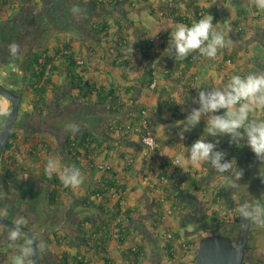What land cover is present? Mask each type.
I'll return each mask as SVG.
<instances>
[{"label": "crops", "instance_id": "0c3cea01", "mask_svg": "<svg viewBox=\"0 0 264 264\" xmlns=\"http://www.w3.org/2000/svg\"><path fill=\"white\" fill-rule=\"evenodd\" d=\"M170 1L172 0H19L22 11L24 8L26 10V18L41 10L42 3L46 6L43 18L27 20L28 25L52 27L50 38L45 46H42L43 49L51 52L56 43L71 40L72 50L75 51L78 63L82 66L84 79L94 81L96 86L103 88L105 92L115 89L119 103L123 106V111L117 113L114 111L115 107L113 110L111 108L110 97L100 101L95 94L85 99L79 98L77 91L71 89L70 82L65 79L64 74L55 73L52 81L53 89L57 87V91L46 96L47 103H52L53 106L50 108L47 104L42 112V115H51L53 130L36 132L32 129L27 132L28 134L18 132L16 135L15 146L18 149L15 155L19 162L15 166L17 168L20 166L23 171L41 175L49 157L59 158L62 163L69 165L68 157L63 150V142L67 136L80 137L83 132H90L104 142L100 147L101 151L95 157V163L101 168L111 167L118 173L122 182L126 183L121 206L133 210L131 221H126L130 233L122 243L112 238L104 256L96 253L94 249H89L85 244L91 229L82 218L89 215L91 226L99 225L106 219L104 212L83 206L86 185L70 189V192L57 191L56 198L59 204L55 206V213L61 222L57 235H67L66 243L71 240L74 244L73 247L67 244H53L57 255L68 251L69 258L72 259V255L79 252L89 264H132L124 253L131 245H137L142 247L143 256L136 264H192L202 237L211 232L225 235L227 232L234 234L240 232L245 222L235 211L239 204L253 203L257 199L264 200V183H261L258 176L264 175V166H260L259 161L247 147L237 149L235 146L229 147L226 138L221 141L219 148L227 151L228 159L235 158L238 168L244 172L238 181L240 183L238 189L226 188L223 178L210 166L195 168L183 164L188 146L200 135H204L201 133L204 127L203 119L191 132L185 133L183 140L177 136L179 127L176 126L182 123L181 120L192 107L196 106L192 103V98L198 96L199 89L226 82L233 74L244 75L257 69L264 71V10L257 9L251 0H195L203 6L213 8V13L217 15L214 27L218 31L225 30L226 26L231 27L228 36L232 43L221 50L214 64L210 66L200 61L188 70L184 69L183 64L175 70L171 69L174 82L164 76L167 68L162 64V57L156 65L157 82L150 88L149 83L152 80L149 83L142 82L146 68V59L141 52L142 39L148 40L150 55L171 54L167 44L178 22H174L158 8L160 4ZM178 1L184 12L191 0ZM73 6L84 10L83 18L76 19L72 16L70 9ZM238 9L242 10L240 17H237ZM6 12L3 17L1 14V21L7 20L6 24L15 29V25L16 27L19 25L13 21L12 12L10 10ZM121 19L132 21L136 27H144L145 30V35L140 38L128 30L127 32L131 33L129 46L124 49L118 48L119 54L129 55L130 65L126 68L120 64V60H116L117 51L114 47L116 39L111 36L116 21ZM236 19L238 24L234 25L233 21ZM102 21H107L114 28L110 29L108 36L101 35L98 38L87 27L93 22ZM8 30L11 31L10 27ZM155 36L163 37V41L157 46L151 44V39ZM32 43L35 42L32 40ZM225 55L229 58L223 59ZM3 58H0V67H7V70L13 73L15 66L10 63L16 65L21 58L16 57L12 60ZM228 59H232L230 64L226 62ZM191 77H195L192 83L194 88L191 92H184V95H188L185 97V103L181 106L172 102L176 99L177 87L185 84ZM2 98L0 96V109L7 111L9 103H5ZM162 101L170 104L164 106ZM24 103H27L23 109L24 116L28 118L32 115L30 95L25 98ZM137 104L144 105L142 118L147 119L156 140V147L153 150L142 145L137 134H124L120 130L121 127L130 124L133 109ZM29 123L33 126L31 122ZM69 123L79 125V131L75 135L65 130ZM108 127H111L110 133H107ZM106 133L114 138L113 151L106 149L109 142ZM57 137L59 148L56 143ZM42 141L48 143L46 150H42V145V148H38ZM34 144H37L36 148L31 147ZM28 150H31L35 160L28 156ZM175 157L180 159L177 165L173 163ZM127 165L131 168L126 173L124 168ZM163 173L171 177L173 183L171 189H169L171 184ZM100 174L101 171H97L95 179L99 178ZM43 183H46L44 179ZM56 189L61 188L51 185L50 192L43 190V195L48 196ZM168 189L171 190V198L174 197L180 205L178 212L172 210L173 200L168 198ZM218 190L222 191L220 200L215 195ZM110 197L114 203L119 195L110 192ZM212 217L216 218L217 223L207 228ZM235 217L239 219L237 225L232 224ZM225 225L229 229L225 230ZM175 233L181 235V241L184 244L188 243L190 247L181 249L179 242H172L173 247L169 250L171 252L169 255L165 249L166 241ZM261 239L258 252L264 256V235ZM69 264H72L71 261Z\"/></svg>", "mask_w": 264, "mask_h": 264}, {"label": "trees", "instance_id": "16d2710c", "mask_svg": "<svg viewBox=\"0 0 264 264\" xmlns=\"http://www.w3.org/2000/svg\"><path fill=\"white\" fill-rule=\"evenodd\" d=\"M18 7L19 0H0V16L1 13H7L6 11L9 10L12 12L11 14H14L17 12ZM158 8L163 13H165V15L171 17L174 22L183 23L189 26L193 22L208 14L213 17V24L217 22V15L213 13V8L211 6H203L195 0H191L186 5L184 12L179 5L178 0L165 2L164 4H160ZM241 15L242 10L238 9L237 17H240ZM233 24H238V20H234ZM114 27L107 21H102L89 24L87 29L99 38L101 35L108 36L110 29L114 28V30L111 32V36L115 37L116 39L114 40V47L117 51L116 60H120V64L124 68H126L130 65L129 55L119 54L118 48L124 49L129 46V36L131 35V33L132 35L140 38L145 35V30L144 27H136L132 21H124V19H121V21H116ZM128 30H131V33H128ZM142 43L143 48L141 52L143 58L146 59V68L144 70V75L142 76V82L144 83H149L153 78H155L157 61L162 60V57V64L167 68L164 76L172 80L173 82L174 78L171 76L172 72L170 70H175L181 64H183L184 69L188 70L190 67L195 66L197 63H200V61L205 62L209 66L214 64L215 62L201 57L198 53L191 54L183 61L174 60L171 57V54L164 55V53H157L150 55V44L148 40L142 39ZM51 50V52H49L48 49L34 51L28 58L26 64L25 77L28 83V95H30L31 98V108L35 113L42 114L47 104V94L50 92L54 94L57 91V87L53 89L54 83L52 81V76L55 73L64 74L65 79L70 82L71 89L77 91V97L85 99L87 96L95 94L97 95L98 101L110 97L109 103H111L112 110L113 107H115V112L120 113L123 111V106L119 103V98L117 96V93L115 92V89L112 88L109 91L105 92L103 88L97 87L94 81L90 79H84V75L81 72L82 66L78 63L75 51L72 50L71 40L56 43ZM157 57L159 59H157ZM227 58L229 57H226V55L223 56V59ZM230 61L232 62V59H230ZM202 77H204V75H202ZM194 81L195 77H191L187 80V82H185V84H182L184 92L192 91V89L194 88L192 83H194ZM162 102H164V106H167V101ZM143 108V104H137L134 107L130 124L138 125L141 122L145 121L146 127H150L147 123V119L142 118V111H144ZM120 125L121 121L119 126ZM110 132L111 127H108L107 133ZM107 133L105 134V136L106 139L109 140V142L106 145V149L108 151H113L115 141L114 138L110 137V135ZM15 139L16 133L12 131L3 149V154L8 153L5 159L11 161L13 165H16V163L19 162L16 159L15 155V152H17L18 149L16 146H14ZM44 144L48 145L47 141H42L39 144L38 148H42L41 145L43 146ZM103 144V141L99 140L97 136L90 132H83L80 137L67 136L63 142V150L68 157L69 165L77 166L81 169L82 174L84 176H87L84 184L81 186L84 187L86 185L83 197V206L87 209H96L100 212H104V215L106 216V219H104L99 225L92 226L91 217L89 215L82 218V221L90 225L91 229L88 237L85 239L86 247L92 250L94 249L96 253L101 255L107 252V245L112 238L120 243L126 241L127 236L130 233V231L128 230V226L126 225V221H131V214L133 212L131 208H123L121 206V202L123 200L122 193L126 189V183L122 182L123 180L119 178L118 173L113 171L111 167L101 168L95 163V157L101 151L100 147ZM31 147L36 148L37 144H34ZM27 153L29 157L35 160V157H33L31 154V150H28ZM84 161H86V163H84ZM4 163H6L5 160ZM20 168L21 167L19 166L17 169ZM130 168L131 167L129 165L125 166V172H129ZM97 171H101V174L99 178L95 179V174L97 173ZM14 174L15 173L13 170L10 172L8 171L9 176H13ZM163 174L167 181L171 184L169 188L171 189V186L173 184L171 177L166 173ZM41 176L52 185L59 186V188H61L60 190H53L50 195H48L47 199L48 205L57 206V204H59V201H57L56 198V195H58L57 191L70 192V188H65L55 175L49 178L43 171L41 172ZM110 192H114L119 195V198L114 203L111 202ZM221 192L222 191L218 190L215 194L219 198L218 200H220L221 198ZM171 194V190H169L168 198L173 200L172 210L178 212L180 205L174 197L171 198ZM118 218L119 222L114 224V222ZM234 219L235 220L232 224L237 225L239 219L237 217H235ZM216 223V218L212 217L207 224V228H209L210 226H214ZM180 237L181 235L175 233L171 235L170 240L166 241L165 249L168 251L169 255H171V252L169 250L173 247L172 242H179L181 249H188L190 247L188 243L185 242L184 244V242L181 241ZM56 238L59 241L58 244H67L70 247L74 246L71 240L66 243V240L68 239L67 235L60 236L56 234ZM79 254L80 253L77 252L75 253V255H72L71 263L89 264V261L86 260L84 255ZM69 255L70 253L68 251H63V264H69ZM124 255L128 257L129 261L132 264H136L143 256V249L142 247L136 245V249L132 251V249L129 247Z\"/></svg>", "mask_w": 264, "mask_h": 264}, {"label": "clouds", "instance_id": "9594fccd", "mask_svg": "<svg viewBox=\"0 0 264 264\" xmlns=\"http://www.w3.org/2000/svg\"><path fill=\"white\" fill-rule=\"evenodd\" d=\"M251 2L257 9L264 10V0ZM70 12L76 19L84 16V10L78 6H73ZM230 31V26L218 31L214 27L213 17L208 14L190 26L176 24L167 45L171 57L176 61H183L193 53L214 61L221 50L232 43L228 36ZM17 51V45L10 46L12 55H16ZM175 95L176 99L172 102L182 106L188 96L184 95L182 86L177 87ZM192 103L196 106L181 120L182 123L176 125L179 127L177 136L183 140L185 133L200 125L202 119L204 127L201 133L204 135L188 146L183 164L195 168L210 166L223 178L226 188L238 189L243 169L238 168L235 158L228 159L227 151L221 150L219 146L226 138L229 147H247L260 166H264V71L257 69L244 75L233 74L226 82L205 86L199 89L198 96L192 98ZM65 130L75 135L79 125L69 123ZM44 173L49 178L55 175L65 188L77 189L85 182L80 168L62 163L59 158L49 157L44 165ZM258 176L264 183V175ZM235 211L242 221L264 228V200L241 203ZM7 215V207L0 206V220ZM28 225L25 216H18L6 226L5 232H0L11 249V264H38L36 239H25ZM39 251H44L42 242Z\"/></svg>", "mask_w": 264, "mask_h": 264}, {"label": "flooded vegetation", "instance_id": "af4514ba", "mask_svg": "<svg viewBox=\"0 0 264 264\" xmlns=\"http://www.w3.org/2000/svg\"><path fill=\"white\" fill-rule=\"evenodd\" d=\"M6 22L7 20L0 21V58L4 59L3 57H5L9 60L16 57L21 58L16 65L10 63V65L15 66L13 73L9 72L7 67H0V70H2L0 78L7 84H16L17 86L15 91L8 89L16 95H21L19 104V113H21L15 121L13 131L17 135L18 132L28 134L27 132L32 129L36 132L53 130L54 126L53 120H51L52 117L50 118L51 115L37 114L31 110L30 114L32 115L26 118V116H24L25 111H23L21 107L22 103H24L23 100L28 96V83L25 77L28 58L34 51L44 50L42 46H44L50 38V27L27 25V27H30V29H27L28 35H26V32H23L22 35L20 33L22 31V28H20L21 26L16 27L15 25L14 29L13 26H8L9 24H6ZM8 27H10V32ZM28 39L31 41L33 40L35 43L27 42ZM36 42L39 44H36ZM13 44L18 46L16 55H12L10 52V46ZM2 99H4L5 103L9 104L7 106V111H2V109H0V127L10 109V102L5 98ZM29 122H31L33 126H31ZM6 156L7 154H3L2 151L0 156V206L7 207L8 215L3 219L6 222L0 221V232H5L7 230L6 226L11 224L18 216H25L29 221L26 230L30 232V234L26 232L27 235L25 239L30 237V235L36 239L39 264H63V253L57 255L53 249V244L59 242L56 238V234L60 230L59 227H61V222L55 213V206L48 205V196L43 195V190L50 192L52 184L38 173L17 169L11 161L5 159ZM4 160L6 163H4ZM12 170L15 174L9 176L8 171L10 172ZM43 179L46 183L42 184ZM245 224L246 222L244 225ZM244 225L241 227L238 234H234L233 232H227L226 234L235 242L241 236ZM263 235L264 228H258L256 225L249 223L248 241L243 264H264V256L258 252L261 246L260 240H262L261 238ZM41 242L44 245L43 252L39 251ZM11 256L12 252L8 242L3 235H0V264H11ZM69 261H71V259Z\"/></svg>", "mask_w": 264, "mask_h": 264}, {"label": "water", "instance_id": "95a60500", "mask_svg": "<svg viewBox=\"0 0 264 264\" xmlns=\"http://www.w3.org/2000/svg\"><path fill=\"white\" fill-rule=\"evenodd\" d=\"M0 96L10 102V109L0 127V156L5 143L13 131L15 121L19 117V104L21 95H16L0 84ZM6 222L5 220H0ZM249 223L242 229L237 241L229 235L211 232L202 237L197 245L196 254L192 264H243L244 254L248 241ZM25 232L30 234L28 230ZM30 237H33L30 235ZM39 264V261H38Z\"/></svg>", "mask_w": 264, "mask_h": 264}, {"label": "built area", "instance_id": "2783aa9c", "mask_svg": "<svg viewBox=\"0 0 264 264\" xmlns=\"http://www.w3.org/2000/svg\"><path fill=\"white\" fill-rule=\"evenodd\" d=\"M162 41H163L162 36H155L151 39V44H153V46H157ZM226 62L229 64L231 63L230 59L226 60ZM156 82H157V79L155 77L149 83V87L153 88L155 86ZM120 130L124 134H137L138 139L142 145H144L149 150L155 149L156 140H155L153 131L149 127H146L145 121L141 122L138 125L127 124L124 127H122ZM47 147H48V145L44 144L42 150H46ZM179 161H180L179 157H175L173 160V163L175 165H177L179 163ZM168 213H170V211ZM117 222H119V218L114 222V224H116ZM130 248L132 249V251H134L136 249V245H131Z\"/></svg>", "mask_w": 264, "mask_h": 264}, {"label": "rangeland", "instance_id": "374dc122", "mask_svg": "<svg viewBox=\"0 0 264 264\" xmlns=\"http://www.w3.org/2000/svg\"><path fill=\"white\" fill-rule=\"evenodd\" d=\"M22 4L21 5H19V7H18V9H17V12L16 13H14L13 14V21H15L19 26H23V28H22V31L20 32L22 35H23V32H26V35H28V30L27 29H30V27H27V23H28V19H40V18H43V14L44 13H46L45 12V9H46V6L42 3V7H41V10H39L38 12H35V14L33 13L30 17H28V18H26V10H25V8H24V11H22ZM44 7V8H43ZM44 12V13H43ZM2 14V17L3 16H5L6 15V13H1ZM5 20V19H4ZM4 20H2V21H4ZM0 21H1V16H0ZM32 25H34V24H30V25H28V26H32ZM32 29V28H31ZM27 30V31H26ZM51 30H53L52 29V27H50L49 28V34L51 35ZM53 32V31H52ZM31 40H27V42H30ZM32 42V41H31ZM45 46V45H44ZM43 46V47H44ZM39 47V46H38ZM1 73H2V70H0V76H1ZM0 83L2 84V85H4L5 87H7V88H9V89H11V90H13V91H15L16 90V84H7V83H5L1 78H0ZM17 85H18V83H17ZM25 100V99H24ZM24 100H23V102H24ZM25 104H27V103H22V109H25ZM49 106H50V108H52V103H49ZM25 111V110H24ZM21 113V112H20ZM61 131V129L59 130V132ZM43 132H46V131H43ZM51 134V133H50ZM58 140H59V137H57L56 138V143H57V146H58V148H59V143H58ZM229 219V218H228ZM227 218H225V220H228ZM228 223V222H227ZM227 225H225V230L226 229H229L228 227H226ZM243 226V225H242Z\"/></svg>", "mask_w": 264, "mask_h": 264}]
</instances>
